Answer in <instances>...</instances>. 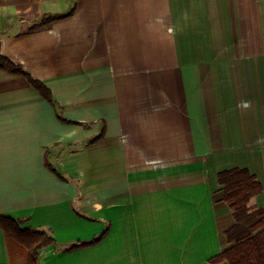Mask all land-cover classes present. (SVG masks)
Here are the masks:
<instances>
[{"label":"crops","instance_id":"crops-1","mask_svg":"<svg viewBox=\"0 0 264 264\" xmlns=\"http://www.w3.org/2000/svg\"><path fill=\"white\" fill-rule=\"evenodd\" d=\"M0 53L61 107L0 69V214L54 238L38 264H212L225 169L264 209V0H0Z\"/></svg>","mask_w":264,"mask_h":264},{"label":"trees","instance_id":"trees-1","mask_svg":"<svg viewBox=\"0 0 264 264\" xmlns=\"http://www.w3.org/2000/svg\"><path fill=\"white\" fill-rule=\"evenodd\" d=\"M63 16L65 15L44 17L30 28L46 25L51 20ZM0 69L26 77L41 96L53 105L57 116L62 118L61 107L53 99L50 89L24 72L21 65L12 62L0 53ZM103 132L104 129L92 141L100 138ZM45 164L58 175L48 162L45 161ZM217 179L222 187V200L228 204L234 218V224L225 231L226 239L232 245L210 258L209 262L212 264H264V209H251L247 205L253 196L261 192V183L246 168L239 167L221 170L217 174ZM0 228L3 230L9 255L14 261L24 260L23 264H38L39 250L55 242L54 238L45 231L22 228L20 221L1 214ZM105 233L106 230L89 242H77L65 251L95 244Z\"/></svg>","mask_w":264,"mask_h":264},{"label":"rangeland","instance_id":"rangeland-1","mask_svg":"<svg viewBox=\"0 0 264 264\" xmlns=\"http://www.w3.org/2000/svg\"><path fill=\"white\" fill-rule=\"evenodd\" d=\"M23 261H24V260H23ZM24 262H25V261H24ZM15 264H23V262H22V261H19V262H18V260H16V261H15Z\"/></svg>","mask_w":264,"mask_h":264}]
</instances>
